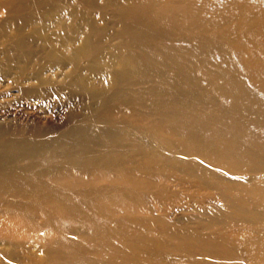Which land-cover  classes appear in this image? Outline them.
<instances>
[{"label":"bare ground","instance_id":"1","mask_svg":"<svg viewBox=\"0 0 264 264\" xmlns=\"http://www.w3.org/2000/svg\"><path fill=\"white\" fill-rule=\"evenodd\" d=\"M2 13L3 58L24 63L19 78L78 103L52 129L0 122V264H244L264 256V48L256 69L246 63L254 59L249 42L264 38V0L212 8L199 0H0ZM49 18L64 50L25 52L43 31L24 33L28 42L5 32ZM192 181L215 196L200 201L213 211H197V227L148 207L132 211ZM240 224L245 234L233 232ZM157 225L165 239L148 233ZM27 241L44 256H21L16 246ZM141 241L149 249L133 244Z\"/></svg>","mask_w":264,"mask_h":264},{"label":"rangeland","instance_id":"2","mask_svg":"<svg viewBox=\"0 0 264 264\" xmlns=\"http://www.w3.org/2000/svg\"><path fill=\"white\" fill-rule=\"evenodd\" d=\"M199 1L201 2V5H205L209 8H212L214 4H223L226 2H234V3L244 2L245 3L248 0H199ZM6 17L8 16L4 13L0 14V122L6 125L8 124L10 126L20 125V126L27 127V128L39 127V128H44V129L46 128L52 129L56 126H59V124L66 118V116L69 113H71V111H73L74 104L78 102L76 99L74 101L73 100L69 101L66 95H64L63 93L50 92L48 87L32 86L30 85V83L32 82L31 80L22 81V79L19 78L20 77L19 69L24 66L23 65L24 63L23 62H19L20 64L11 63L12 65L11 66L9 64L10 62H7L6 59L3 58V56L5 55L7 56L8 54H10V51H7L6 49L3 48L5 36L3 35V31L1 30V23H3ZM258 17H261V13L259 14ZM44 20L45 19H41L39 21L44 25ZM49 20H50V25L52 26L50 25L43 26L38 21L35 22L32 26L18 24V23H15V24L10 23L7 25L6 27L7 31L5 32H7V36H9V35H13L21 31V36L23 38V41H27V39L24 36V33L29 35V34H32L34 30L35 32L42 30L43 33L40 32L38 35L37 34L34 35L33 44L29 42L31 45H27L31 48L26 47L25 52L29 51V52L34 53V51L38 50V48L40 47L47 48L45 46L46 44H49L48 46L51 48L59 47L58 42L60 41V37L57 36L56 34L59 33L60 29L56 25H53L55 24V23H52L54 22V18H51V19L49 18L48 21ZM202 33H204V30L199 31V34H202ZM67 34H69L70 37L72 38L75 37L74 33L70 34V32L69 33L67 32ZM210 38L216 39V33L210 34ZM218 39L219 40L221 39L220 41H223V42L225 41L224 43L227 42L222 37L218 36ZM263 41H264V38H260L259 42H256V41L249 42V46H250L249 50H252L254 59L246 63L249 67H251V69L252 68L256 69L259 65V63H255V62L261 60L260 50L264 48V44H261ZM59 48L64 50L63 46ZM237 52H239V50H236L235 53ZM250 55L251 54H248V57H250ZM238 57H242V52H239L237 55H235V58H238ZM34 58H35L34 60H30V63H29L30 65H34L36 64V62H39L38 59H40L41 57L37 56ZM28 67L29 66L26 67L27 70H26L25 76L29 72ZM231 78L234 80L239 79V81H242L241 77L238 78L235 76H231ZM257 83H258V86H263L264 80L258 77ZM29 88H31V90H29ZM257 88L263 89L260 87H257ZM23 90L26 93H24ZM36 92H38V94ZM262 94L264 95V92H262ZM117 116L118 115H115L114 117H117ZM128 118L130 120L132 119L131 117H128ZM177 176H178L177 174H173L171 177V180H175L176 178H178ZM193 180H196V179H193ZM196 181L190 182L189 187L186 188V191L185 192L183 191V193L180 195H174L172 193V194H169L167 198H163L160 201L151 200L150 198H146L147 200L144 205L132 206V209H133L132 211L142 212L145 207H148L152 209L153 214H156L159 216H167L168 219L170 220L169 221L170 223H174L177 225L183 224L185 227L193 229L194 227L198 226V223L196 224V222L194 221V219H196L195 216H196L197 211L199 210H204V211L209 210L211 212L213 211V203L211 201L203 205H201L200 201L202 199L208 201V198L206 197H209L210 199L214 200L213 197H215V196H212L210 193H208V191H204L203 189H201L200 185H198ZM217 201L218 203L214 202V205L224 210L223 207H225V204L222 201L218 200V198H217ZM119 212H121V210H119ZM216 229L217 227L212 226V228H210L209 230L201 228L200 231L203 233H212V232H215ZM144 230L147 231L148 229L145 228ZM233 232H243L244 233L245 228L243 227V225L240 224L239 226L233 227ZM247 232L248 231H246V233ZM148 233H150L151 235H157L158 237H161L163 239L166 238L164 234V229L160 225H157V227L154 230H148ZM243 233L239 235L237 238L242 239L240 237H243V235L245 234ZM229 236L231 238H236L235 237L236 235H233V234ZM113 241L115 240L113 239ZM133 244L140 246L143 249H149L148 247L151 245L147 241H141V242L133 243ZM1 247L2 246H0V248ZM16 247L18 251H21V256H23L26 259L33 260L35 258L44 256V253H43L44 250L38 243H30L27 241V242H23L22 244H19ZM167 252L170 253L172 251H167ZM252 253H255V252L252 251ZM242 258L244 259V257ZM208 259L214 264H217L218 262L221 264H229L228 259L222 260L220 258L215 259L214 257H208ZM244 264H264V256L257 257L256 254H252L251 256H248L246 263Z\"/></svg>","mask_w":264,"mask_h":264}]
</instances>
